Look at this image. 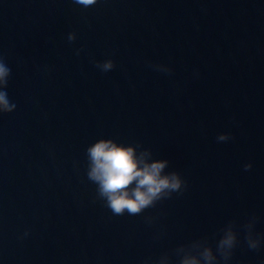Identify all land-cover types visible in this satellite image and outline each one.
<instances>
[{"label":"water","instance_id":"1","mask_svg":"<svg viewBox=\"0 0 264 264\" xmlns=\"http://www.w3.org/2000/svg\"><path fill=\"white\" fill-rule=\"evenodd\" d=\"M0 55L16 103L0 116V264H141L252 213L264 234V0H0ZM109 57L106 74L89 62ZM100 137L150 148L186 191L113 216L83 176ZM230 264H264V246Z\"/></svg>","mask_w":264,"mask_h":264},{"label":"clouds","instance_id":"2","mask_svg":"<svg viewBox=\"0 0 264 264\" xmlns=\"http://www.w3.org/2000/svg\"><path fill=\"white\" fill-rule=\"evenodd\" d=\"M81 9L95 7L102 0H71ZM67 42L75 43L74 31L67 33ZM83 46L74 49L76 56ZM90 63L102 74L112 71L116 65L112 58L90 59ZM155 71L171 74L166 64L147 62ZM12 69L5 57L0 55V116L10 114L16 103L8 95ZM217 143L233 140L229 132L218 133ZM83 176L95 185L94 200L100 201L113 216H140L146 210L155 208L161 201L171 199L173 194L182 195L187 182L180 173L169 169L167 159L154 158L152 150L141 143H122L114 138H97L83 150ZM244 171L252 168L251 163L243 165ZM156 217L145 215V223L152 225ZM258 217L252 213L243 223L229 220L212 237L202 236L187 243L163 251L158 257H146L141 264H230L235 249L243 243L249 250L259 251L264 246V234L255 230ZM243 232V241L240 233ZM29 235L25 230L19 239ZM156 238H159L158 236ZM214 241V247L213 243Z\"/></svg>","mask_w":264,"mask_h":264}]
</instances>
